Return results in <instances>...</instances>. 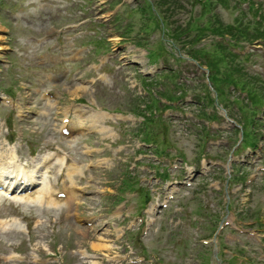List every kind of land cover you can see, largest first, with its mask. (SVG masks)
I'll use <instances>...</instances> for the list:
<instances>
[{
  "label": "rangeland",
  "instance_id": "1",
  "mask_svg": "<svg viewBox=\"0 0 264 264\" xmlns=\"http://www.w3.org/2000/svg\"><path fill=\"white\" fill-rule=\"evenodd\" d=\"M29 1L0 0V93L18 106L0 105V150L14 146L31 162L29 155L62 149L94 167L79 181L87 192L76 196L69 220L68 209L0 203V218L15 216L30 232L0 228V264H35L32 251L45 264H264V0ZM116 49L120 55L101 65ZM78 51L77 63L60 60ZM35 53L60 62L38 66ZM154 65L166 69L151 81L142 71ZM66 67L62 82L47 80ZM50 88L57 105L34 94ZM161 96L179 99L176 116L165 115ZM68 105L116 113L96 122L90 139L64 138L51 127ZM236 123L249 129L256 151L234 145ZM68 184L55 179L57 188ZM171 188L168 208H158ZM87 217L95 231L79 225ZM11 252L26 259L8 262Z\"/></svg>",
  "mask_w": 264,
  "mask_h": 264
},
{
  "label": "bare ground",
  "instance_id": "2",
  "mask_svg": "<svg viewBox=\"0 0 264 264\" xmlns=\"http://www.w3.org/2000/svg\"><path fill=\"white\" fill-rule=\"evenodd\" d=\"M1 48L2 47L0 46V49ZM75 92H77V91H75ZM84 110H87L86 111L87 117H92L94 120H97V122L100 121L102 117L107 115L106 111H95L91 108L90 109L86 108ZM12 150L13 149L11 148V155L4 162L2 161V156L0 155V163L2 164V166H4L6 164V161L8 159L13 160L14 162L15 161L17 162V159H16ZM51 157H54V159L52 161H54L55 163H59V162L62 163L63 162V160L61 158L58 159L54 153L52 154ZM51 157H50V159H51ZM42 164H43V161L38 156L34 161V167H36V169L31 168L32 171L27 170L25 172H24V170L23 171L18 170L17 172H14V175L19 174V175H21V178H23L24 182L36 183V185H38L39 183H41L44 180V178H46V173H47V171H49V168L51 167V163L49 162L46 169H42V167H41ZM3 172H5V170ZM2 182H3L2 173L0 172V183H2ZM33 187L34 186H30V188H33ZM45 190H46V188L44 185H42L41 187L38 186L33 191L32 194H25V195L17 196V197H14L13 200L17 201V200H28L29 199L31 203L39 205L40 204L39 202H43L42 200L41 201L39 200L40 194H43L45 192ZM37 193H38V195H37ZM43 203L46 206H50L51 204H53L51 202L49 204L45 203V202H43ZM66 203H69V201ZM0 224L3 228L8 227V224L6 225L5 221H4V223H2L0 220Z\"/></svg>",
  "mask_w": 264,
  "mask_h": 264
},
{
  "label": "trees",
  "instance_id": "3",
  "mask_svg": "<svg viewBox=\"0 0 264 264\" xmlns=\"http://www.w3.org/2000/svg\"><path fill=\"white\" fill-rule=\"evenodd\" d=\"M252 7H254V6H252ZM257 22V24H259V21L257 20L256 21ZM254 29H257L255 32H258V27L257 26H254ZM221 45V44H220ZM223 45V44H222ZM222 45L221 46H219L220 48H222V49H224V47H226V46H224V47H222ZM236 54H233L232 52L230 53V54H228V56L229 57H232L233 58V56L234 57H237V56H235ZM232 70V69H231ZM234 71V70H233ZM234 72H237V71H234ZM211 80V79H210ZM237 83V82H236ZM238 85H241V83H239L238 82ZM237 88H240V87H237ZM253 91L255 92V89H253ZM257 92V91H256ZM251 100H253V102H254V105L256 106L257 104H259L260 103V100H259V94H256V93H254V94H251ZM262 102V101H261ZM246 111H248V110H246ZM251 115H249V117H250V120H251V122L253 121V113H252V111H251V113H250ZM146 130H149V129H146ZM146 130H145V132H146ZM246 131V134H247V132H249V129H246L245 130ZM250 131H251V129H250ZM252 132V131H251ZM245 134V136H247ZM143 139L145 140V137H143ZM145 141H148V140H145ZM249 143V138H248V136H247V139H246V142H245V144H248Z\"/></svg>",
  "mask_w": 264,
  "mask_h": 264
}]
</instances>
